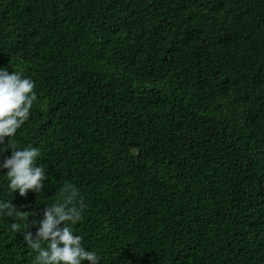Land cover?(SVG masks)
I'll list each match as a JSON object with an SVG mask.
<instances>
[{"label": "trees", "instance_id": "16d2710c", "mask_svg": "<svg viewBox=\"0 0 264 264\" xmlns=\"http://www.w3.org/2000/svg\"><path fill=\"white\" fill-rule=\"evenodd\" d=\"M0 66L37 94L44 187L0 174L29 223L74 184L99 264H264V0H0ZM12 222L0 264H34Z\"/></svg>", "mask_w": 264, "mask_h": 264}, {"label": "clouds", "instance_id": "9594fccd", "mask_svg": "<svg viewBox=\"0 0 264 264\" xmlns=\"http://www.w3.org/2000/svg\"><path fill=\"white\" fill-rule=\"evenodd\" d=\"M34 87V81L22 72H10L8 67L0 66V170H6L0 174L7 190L21 196L29 190L40 193L47 179L45 169L37 163L40 149L35 146L20 148L15 141L18 129L29 120L37 101ZM7 150L10 155H3ZM84 207L77 186L67 184L55 202L45 203L42 217L30 223L28 212L19 210L12 200L0 198V219L27 220L23 231L16 222L10 224V230L20 232L25 244L33 250L34 264H99L98 252L86 248L82 235L75 230V225L82 220ZM31 215L37 217L36 212Z\"/></svg>", "mask_w": 264, "mask_h": 264}]
</instances>
